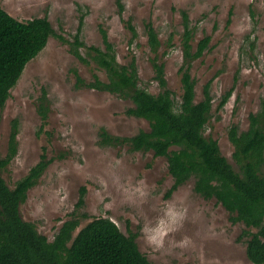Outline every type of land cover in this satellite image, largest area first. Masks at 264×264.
<instances>
[{
	"label": "rangeland",
	"instance_id": "1",
	"mask_svg": "<svg viewBox=\"0 0 264 264\" xmlns=\"http://www.w3.org/2000/svg\"><path fill=\"white\" fill-rule=\"evenodd\" d=\"M0 5L20 21L47 17L55 32L70 40L82 18L81 39L102 49L100 29L104 28L118 61L127 63L133 53L141 86L156 94L160 88L143 27L151 22L163 46L174 36V46L161 51L168 50L163 59L165 74L177 103L182 93V11L187 12L194 44L210 36L204 55L193 61L191 69L196 100L202 99L203 87L210 83L215 110L231 91L223 109L215 110L205 134L218 142L222 154L237 168L229 129L233 124L239 131L248 128L249 114L259 110L264 93V0H0ZM128 20L137 29L139 46L129 45ZM80 52L88 56L84 48ZM74 70L86 81L93 80L94 74L106 80L94 62L79 61L68 44L51 36L26 65L0 109L1 159L7 154L13 121H19L18 153L1 170L7 184L13 187L22 179L43 150L50 161L20 207L22 218L51 241L73 211L82 218L75 233L95 217L110 218L125 235H136L139 250L151 264H254L246 254L248 229L232 222L215 198L196 193L194 178L167 198L173 177L166 157L132 151L127 145L99 144L101 128L110 135L129 137L148 130L149 124L127 114L133 106L130 100L78 86ZM44 96L49 109L46 122L38 113ZM83 187L84 206L77 208Z\"/></svg>",
	"mask_w": 264,
	"mask_h": 264
},
{
	"label": "trees",
	"instance_id": "2",
	"mask_svg": "<svg viewBox=\"0 0 264 264\" xmlns=\"http://www.w3.org/2000/svg\"><path fill=\"white\" fill-rule=\"evenodd\" d=\"M119 6L120 10L124 9L123 5ZM182 16V64L179 70L182 93L177 103L165 74L163 59L168 50L161 51L165 46H174V36L170 35L163 46L151 22H145L143 27L146 46L152 55L153 77L160 88L156 94L141 86L133 53L127 63L118 61L114 44L108 41L104 28L100 29L105 45L102 49L81 39L82 18L79 31L70 40L58 35L47 17L20 21L0 5V109L5 106L26 65L46 47L51 36L59 38L69 45L70 52L79 61L94 62L105 72L106 80L94 74L93 80L86 81L74 70L78 86L130 100L133 106L127 109V114L143 118L149 124L148 130L142 129L129 137L110 135L101 128L99 144L127 145L132 151L166 157L169 174L173 177L166 197L194 178L196 193L205 199L215 198L230 214L232 222L242 223L248 229L244 232L248 237L247 257L254 264H264V93L259 110L249 114L248 128L239 131L233 124L229 129L235 168L222 154L218 142L205 134L215 110L223 109L231 91L222 96L215 110L210 83L204 85L202 99L196 100V80L191 69L193 61L204 55L210 36H204L194 44L195 31L189 26L187 12L182 11ZM127 28L132 34L129 45L139 46L138 32L131 20L127 21ZM81 48L88 56L81 54ZM253 48L251 45V50ZM39 101L38 113L46 122L49 109L45 96ZM18 126L16 119L12 124L7 154L0 158V264H151L139 250L136 235H125L110 218L95 217L75 233L82 218L73 211L52 241L41 234L34 223L22 218L20 207L50 161L43 150L38 163L22 179L13 187L7 184L1 170L18 153ZM84 194L83 187L77 208L84 206Z\"/></svg>",
	"mask_w": 264,
	"mask_h": 264
}]
</instances>
